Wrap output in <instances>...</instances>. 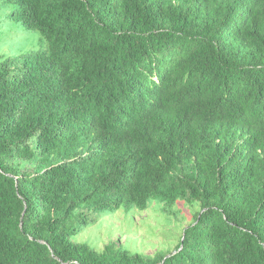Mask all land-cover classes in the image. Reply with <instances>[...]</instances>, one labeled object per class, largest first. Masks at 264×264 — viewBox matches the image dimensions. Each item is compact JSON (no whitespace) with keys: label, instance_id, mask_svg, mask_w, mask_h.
I'll return each instance as SVG.
<instances>
[{"label":"trees","instance_id":"1","mask_svg":"<svg viewBox=\"0 0 264 264\" xmlns=\"http://www.w3.org/2000/svg\"><path fill=\"white\" fill-rule=\"evenodd\" d=\"M0 264H264V0H0Z\"/></svg>","mask_w":264,"mask_h":264},{"label":"rangeland","instance_id":"2","mask_svg":"<svg viewBox=\"0 0 264 264\" xmlns=\"http://www.w3.org/2000/svg\"><path fill=\"white\" fill-rule=\"evenodd\" d=\"M129 210L125 208V211ZM184 212L189 218L188 210L185 209ZM163 216L160 212L152 210L145 212L132 210L128 214L120 210L112 216L100 218L96 223L93 219L92 225L83 234L81 240L85 241L89 238L91 241L89 244L97 250H102L108 242L112 241L122 248L144 255H153L155 251L164 247L173 251L182 228L175 229L172 224L168 225ZM172 229L174 235L169 236L167 233ZM166 230L167 233L162 232Z\"/></svg>","mask_w":264,"mask_h":264}]
</instances>
